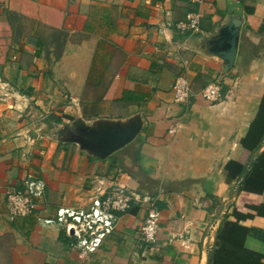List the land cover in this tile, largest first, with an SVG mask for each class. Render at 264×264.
Returning a JSON list of instances; mask_svg holds the SVG:
<instances>
[{
	"label": "crops",
	"instance_id": "0c3cea01",
	"mask_svg": "<svg viewBox=\"0 0 264 264\" xmlns=\"http://www.w3.org/2000/svg\"><path fill=\"white\" fill-rule=\"evenodd\" d=\"M195 11L200 33L166 27ZM232 16L243 26L223 75L201 41ZM3 26L11 42L0 64V264H207L210 249L212 264H264V0H0ZM182 76L187 105L172 91ZM216 81L222 99L208 103L199 93ZM137 113L141 133L105 160L51 135L76 116ZM31 179L45 194L10 221L8 196ZM118 187L153 203L157 240L141 232L151 202H133L95 251L84 250L59 213L89 212ZM184 232V243L173 239Z\"/></svg>",
	"mask_w": 264,
	"mask_h": 264
},
{
	"label": "built area",
	"instance_id": "2783aa9c",
	"mask_svg": "<svg viewBox=\"0 0 264 264\" xmlns=\"http://www.w3.org/2000/svg\"><path fill=\"white\" fill-rule=\"evenodd\" d=\"M197 6H202L204 0H191ZM202 13L195 11L189 13L186 18L176 24L168 23L166 27L174 26L182 35H195L200 33ZM160 31V33H162ZM174 101L179 105H187L193 97L190 81L179 77L172 87ZM222 83L216 81L200 91V97L208 102L215 103L222 99ZM26 99L25 96H19ZM47 120V117H43ZM46 191V184L39 179H31L27 182L23 191L11 193L7 199V210L10 221L29 216L34 209L35 202L41 200ZM150 203L134 192L125 188H115L110 194L91 208L89 212H62L58 215L59 222L68 223L67 231L79 239V246L86 251H95L102 243L106 235L110 234L117 222V213H127L133 202ZM148 216L142 226L141 232L145 242L154 243L160 231V214L150 204ZM69 219L72 220L69 224ZM185 233H180L173 239L184 243Z\"/></svg>",
	"mask_w": 264,
	"mask_h": 264
},
{
	"label": "water",
	"instance_id": "95a60500",
	"mask_svg": "<svg viewBox=\"0 0 264 264\" xmlns=\"http://www.w3.org/2000/svg\"><path fill=\"white\" fill-rule=\"evenodd\" d=\"M242 26L243 18L232 16L225 23L219 24L214 34L201 41L202 50L208 56L218 58L222 62L223 75L229 74L234 68ZM143 128L144 119L141 113L127 118H97L91 121L76 116L72 122L59 124L52 130L51 135L58 142L76 145L81 153L89 157L105 160L133 142ZM259 150L260 147L251 156L241 175L235 194L240 192L245 179L255 165ZM221 218L222 216L217 217L215 225ZM211 251L210 249L208 252L207 264H212Z\"/></svg>",
	"mask_w": 264,
	"mask_h": 264
},
{
	"label": "rangeland",
	"instance_id": "374dc122",
	"mask_svg": "<svg viewBox=\"0 0 264 264\" xmlns=\"http://www.w3.org/2000/svg\"><path fill=\"white\" fill-rule=\"evenodd\" d=\"M11 42V31L8 26L0 27V64L3 62L8 45Z\"/></svg>",
	"mask_w": 264,
	"mask_h": 264
},
{
	"label": "trees",
	"instance_id": "16d2710c",
	"mask_svg": "<svg viewBox=\"0 0 264 264\" xmlns=\"http://www.w3.org/2000/svg\"><path fill=\"white\" fill-rule=\"evenodd\" d=\"M240 166L238 167L239 168V171H238V176L237 177H239L240 176V174H241V172H242V169H243V166H242V164H239Z\"/></svg>",
	"mask_w": 264,
	"mask_h": 264
}]
</instances>
